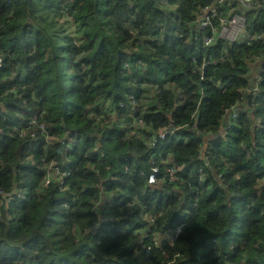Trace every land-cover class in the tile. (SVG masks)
Listing matches in <instances>:
<instances>
[{"label": "trees", "instance_id": "trees-1", "mask_svg": "<svg viewBox=\"0 0 264 264\" xmlns=\"http://www.w3.org/2000/svg\"><path fill=\"white\" fill-rule=\"evenodd\" d=\"M210 1L73 0L60 14L63 0L42 9L40 0H0V264H141L138 243L152 242L134 233L146 228L142 216L167 209L168 227L182 222L178 182L209 166L231 195L205 176L203 206L188 209L189 226L174 246L153 247L149 264L264 257L238 243L224 255L245 236L264 239V75L247 92L264 42L202 46L195 21ZM241 11L225 0L219 16ZM246 26L264 32V10H249ZM234 103L241 111L228 127L223 109ZM168 155L181 166L173 183L172 164L158 168L166 187L145 188L137 206L144 166Z\"/></svg>", "mask_w": 264, "mask_h": 264}, {"label": "clouds", "instance_id": "clouds-1", "mask_svg": "<svg viewBox=\"0 0 264 264\" xmlns=\"http://www.w3.org/2000/svg\"><path fill=\"white\" fill-rule=\"evenodd\" d=\"M44 0H40V3L37 5L38 8H43ZM73 0H63L60 14H65L71 10ZM241 3L243 4V7L245 9L247 8H255L258 10H264V0H241ZM131 4L129 3V5ZM212 5H209L211 7ZM30 21L33 19L31 15L27 17ZM131 19V17H129ZM124 28H127L128 30L132 31V34L135 35L136 32L132 29L130 23H124ZM260 36L264 37V32L259 33ZM264 42V41H260ZM207 43V41L205 42ZM260 56H255L252 58V60H255L256 68L255 73L258 71L264 72V57L261 58ZM259 59V60H258ZM251 61L249 59H245V64L247 65ZM262 66V67H261ZM256 75V74H255ZM264 75V74H263ZM109 106H105V110L107 111V108ZM244 108H247V105H243ZM223 111L226 114H229V116H234L236 113L235 111H230L229 108L225 107ZM249 112H251V109H248ZM171 122V118H169ZM255 123H258V121H254ZM127 122L123 121L122 125H126ZM132 124H142L141 121L133 120ZM194 129V135L197 134L198 130L195 129V125L193 124ZM168 129H158L161 138L164 136V131ZM171 132H175L176 129L173 127L170 129ZM221 135L223 133L221 132ZM142 139V137H141ZM207 138L205 137V140ZM149 145L154 143L153 141H148ZM197 156H203V152H197ZM171 163L172 168L167 169V174L169 177H172V173L177 171L179 167L175 163V157L173 155H168L165 160L160 161L158 164H156L155 167H153L151 164H146L144 166V171L141 173V176L143 178V187L140 188L139 192L137 193V199L134 200V204L137 206L140 205V198L143 197L145 188H147L148 191H151L153 187L157 189H164L166 187L164 180L157 179L153 174L157 171L158 168H161L162 166H166L167 164ZM125 171H129L128 169H125ZM199 172H202L203 175L199 176H193L191 179L186 181H179V184L186 185V187H181L177 195L181 198L182 203L175 209L176 213H185V217L183 222L180 224L174 225L172 227H168V221L166 219L167 216L172 215L170 211L167 209L163 212V214L159 212H151L147 216H142V219L146 222V228L147 232L143 233L142 235H149L152 236V242L154 245L163 246L165 243L172 247L175 244V241L177 238H179L184 230L189 226V221L187 217H191L193 215V212L188 211L189 208L191 209H199L203 206L204 201L201 199L200 194V188L203 186V183L205 181V176L211 177L216 184H219L222 188L225 189L226 195H231V191L228 189L227 185L224 184L219 176H216L210 169L207 172H204V169H198ZM174 177L169 179L168 183H173ZM192 180H199L200 185L197 187L193 186ZM101 192H103V188L101 187ZM257 193L258 195L261 193V189L259 186H257ZM7 205L5 204V207ZM211 235V234H209ZM239 244L241 248L248 249L249 253L252 254L254 252H264V239H251L248 236L243 237L240 240H237L234 242L232 246H230L228 249L224 250V255L227 256L229 252L232 250V248L235 246V244ZM248 264H253V261L250 259L248 261ZM256 264H264V257H256Z\"/></svg>", "mask_w": 264, "mask_h": 264}, {"label": "built area", "instance_id": "built-area-1", "mask_svg": "<svg viewBox=\"0 0 264 264\" xmlns=\"http://www.w3.org/2000/svg\"><path fill=\"white\" fill-rule=\"evenodd\" d=\"M230 1H237L239 5L242 8L241 12H231L227 16H219V8L222 6L223 2L225 0H213L214 4L207 10H201V8L198 11V17L195 21V30L200 31L199 36V42L202 46L208 47L216 43V41L223 40L227 41L229 43H237V44H245V45H251L258 41H264V37L260 36L259 33L254 30H248L246 26V14L249 10H253L255 8H247L245 9L243 7V4L241 3V0H230ZM247 2V0H245ZM216 20V21H214ZM207 41V43H205ZM263 58V57H261ZM260 58V59H261ZM226 59L225 57L221 56L215 59L212 64H216L218 62H224ZM259 60V59H258ZM255 63V60L251 62V65ZM208 65V61L206 59L203 60L200 66V72L202 73ZM264 72L258 71L255 75H253V79L255 80L254 85L252 88L248 89V93L255 92V83L260 82L263 78ZM230 111H235L234 116H229V114L225 113L224 116V123L231 127L235 125V121L237 116L240 114L241 108L238 105V103H234L229 107ZM170 169V168H168ZM57 173H60L61 177L67 176L68 170L65 169L62 172L56 171ZM157 171L153 174L155 177L157 176ZM220 177V175H218ZM172 177H174V172L172 173ZM170 177V179L172 178ZM49 183V180L45 181V185ZM148 214H144L143 216H147ZM183 222V221H182ZM181 222L177 223L180 224ZM175 224V225H177ZM140 232L141 234L147 232V228L144 230L136 229L134 233ZM144 237H151V235H143ZM177 240V239H176ZM166 244V243H165ZM139 250L136 254L137 258L141 262V264H149L152 248H160L159 245H154L153 242H151V245H145L142 240L139 241ZM172 262H167V264H171Z\"/></svg>", "mask_w": 264, "mask_h": 264}, {"label": "rangeland", "instance_id": "rangeland-1", "mask_svg": "<svg viewBox=\"0 0 264 264\" xmlns=\"http://www.w3.org/2000/svg\"><path fill=\"white\" fill-rule=\"evenodd\" d=\"M213 4H214V2L213 1H210L209 3H205V4H203V5H201L200 6V8H201V10H207V9H209L210 7H209V5H212L213 6ZM44 6L46 7V0H44ZM167 8H171V7H167ZM166 8V9H167ZM199 8V9H200ZM197 17H198V15H197ZM197 17H196V19H197ZM61 25H56L55 27H53V29H52V31L55 33V36H58V33L61 31V30H63V28L62 27H60ZM66 35L67 34H62V39H61V41H60V45H63L64 44V42H65V40H66ZM223 86H224V84L223 83H218V85H217V87H218V89L219 90H221L222 88H223ZM98 101H99V99H98ZM97 101V102H98ZM100 104H104V102H102V101H100L99 102ZM135 107H136V105H135ZM137 108H138V106H137ZM132 112V111H131ZM169 113H171V111L169 112ZM168 113V114H169ZM198 122H199V120H198ZM166 129H168V130H166V131H164V136H163V138L166 136V135H170L171 136V134H172V132L170 131V129L171 128H166ZM156 134L161 138V136H160V133L159 132H156ZM149 235H151V234H149Z\"/></svg>", "mask_w": 264, "mask_h": 264}, {"label": "crops", "instance_id": "crops-1", "mask_svg": "<svg viewBox=\"0 0 264 264\" xmlns=\"http://www.w3.org/2000/svg\"><path fill=\"white\" fill-rule=\"evenodd\" d=\"M252 67L254 68V69H253V74H254V73H255V68H256V63H253V64H252ZM255 74H256V73H255ZM202 152H203V150H202Z\"/></svg>", "mask_w": 264, "mask_h": 264}]
</instances>
